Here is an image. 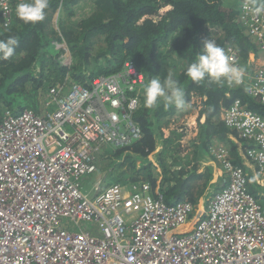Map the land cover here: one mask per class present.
<instances>
[{
  "label": "built area",
  "instance_id": "built-area-1",
  "mask_svg": "<svg viewBox=\"0 0 264 264\" xmlns=\"http://www.w3.org/2000/svg\"><path fill=\"white\" fill-rule=\"evenodd\" d=\"M18 2L0 0L5 28ZM256 7L264 1L245 0L238 8L237 22L256 46L247 61L234 44L222 43L219 26L207 25L201 38L202 49L213 39L230 63L245 69L239 84L227 86L246 87L264 105V12L257 14ZM147 82L138 65L126 60L121 70L88 84L68 76L48 88L40 96L42 112L0 109V264H264V206L223 142L213 141L210 152L227 184L197 204L166 201L161 177L155 188L148 182L107 183L102 176L85 187L106 148L143 138L137 113ZM192 99L200 112L204 100ZM185 110L164 130L166 137L180 133L183 147L206 120L201 114L200 121L192 120L194 110ZM218 116L253 143L247 154L264 184V116L241 100ZM155 153L150 159L157 166Z\"/></svg>",
  "mask_w": 264,
  "mask_h": 264
},
{
  "label": "trees",
  "instance_id": "trees-1",
  "mask_svg": "<svg viewBox=\"0 0 264 264\" xmlns=\"http://www.w3.org/2000/svg\"><path fill=\"white\" fill-rule=\"evenodd\" d=\"M242 1L49 0L45 19L36 24L19 20L15 4L9 27L2 25L0 15V40L9 36L19 40L12 57L0 56V109L19 112L30 108L39 113L36 99L39 101L42 93L68 75L88 84L97 75L121 70L126 60L135 62L147 81L171 73L184 89L185 106L165 107L161 101L147 107L143 91V106L137 113L143 138L126 148H106L100 156L99 173L107 183L148 182L153 188L161 177L160 189L166 201L197 204L213 185L223 184L214 182L219 167L211 155V143L223 142L232 162L245 170L247 158L240 147L247 152L253 145L219 120L221 108L241 100L248 109L264 116V105L252 98L246 87H228L207 79L196 83L185 74L202 51L201 35L207 25L219 26L224 33L222 43L234 44L242 60H248L256 46L237 22ZM248 1L258 4L264 0ZM85 2L91 10L80 16L87 8H81ZM167 7L170 9L162 13ZM60 44H65L71 55L69 66L62 61L65 49ZM194 95L204 100L200 114L206 122L198 126L197 137L185 148L180 144V133L172 131L166 137L164 130L170 118L184 112ZM186 149L189 152L184 155ZM153 153L157 166L150 159ZM248 188L258 199L264 194L254 174L249 176Z\"/></svg>",
  "mask_w": 264,
  "mask_h": 264
},
{
  "label": "clouds",
  "instance_id": "clouds-1",
  "mask_svg": "<svg viewBox=\"0 0 264 264\" xmlns=\"http://www.w3.org/2000/svg\"><path fill=\"white\" fill-rule=\"evenodd\" d=\"M48 7L49 0H19L16 4L15 12L17 18L24 23L36 24L45 19ZM169 9L170 7H167L162 11L165 12ZM254 11L259 14L264 12V7H256ZM18 44L19 40L15 36L0 40V56L5 59L12 57ZM185 74L191 81L196 83L207 79L211 83L224 84L226 82L232 85L241 82L245 69L230 63L224 49L213 39H207L203 42L202 51L197 55L194 62L187 67ZM143 91L145 105L150 108L161 101L165 107L174 105L177 108H183L186 103L184 89L173 78L171 73L163 79L159 76L150 78L144 85ZM219 178L221 179L220 181H223V188L227 184V177L225 175H215L214 182H217Z\"/></svg>",
  "mask_w": 264,
  "mask_h": 264
},
{
  "label": "rangeland",
  "instance_id": "rangeland-1",
  "mask_svg": "<svg viewBox=\"0 0 264 264\" xmlns=\"http://www.w3.org/2000/svg\"><path fill=\"white\" fill-rule=\"evenodd\" d=\"M92 5V4H91ZM90 5H89V2H85L84 4H82V6H81V8H83V7H89ZM86 9V8H85ZM61 48H63V47H61ZM62 61L64 62V64L65 65H70L71 64V55H70V53H69V51L67 50V49H65V53H63V56H62ZM111 70V69H110ZM111 73H113V72H111ZM110 73V74H111ZM69 76V75H68ZM67 76V77H68ZM66 77V78H67ZM27 92L29 93L30 91L29 90H27ZM36 101H37V103H38V110H39V112H42L43 111V107H42V104H41V98L39 99V101H38V98L36 99ZM3 110V109H2ZM109 167H113L112 165H109ZM97 176H102L103 178H104V175L103 174H101V172L99 173H97V174H95V175H92V176H89V178H88V180H86L85 181V183H84V185H85V187L87 188V189H89L92 185H93V183L96 181V178H97ZM222 186H223V184L222 185H220V186H217V185H213L207 192H206V195L200 200V201H203V200H207V199H209V198H211V197H213L216 193H218L220 190H222ZM207 197V198H206ZM261 200H260V203L262 204V205H264V195L263 196H261V198H260Z\"/></svg>",
  "mask_w": 264,
  "mask_h": 264
},
{
  "label": "crops",
  "instance_id": "crops-1",
  "mask_svg": "<svg viewBox=\"0 0 264 264\" xmlns=\"http://www.w3.org/2000/svg\"><path fill=\"white\" fill-rule=\"evenodd\" d=\"M87 10H91V7L89 6L88 8H86L83 12H80L79 13V15L81 16V15H84L85 14V12L87 11ZM162 13H163V11H161ZM110 74V73H109ZM199 97H201V96H198V95H196V98H199ZM196 101L197 102H199L198 101V99H196ZM193 102H195L193 99L189 102V104H188V106H187V108L189 109H191L192 108V110H194V116H193V118H192V120L194 119V120H197V121H200L201 120V118L202 117H200V112H198V105L197 104H195V103H193ZM190 106V107H189ZM205 122V119H204V121L203 120H201L200 121V123H204ZM199 126V125H198ZM216 143V142H215ZM211 144H213V142L211 143ZM189 145V144H188ZM188 145L186 146V147H188ZM185 147V148H186ZM187 153L189 152L188 150L186 151ZM246 166H247V168H246V173L250 176V175H256V166L255 165H253L252 164V162L250 161V160H247V163H246ZM216 175H219V169H217V173H216ZM261 193H264V184H263V189H262V191H261ZM206 195V194H205ZM264 194H262V195H260V198H261V196H263ZM261 199H259V201H260ZM264 206V205H263Z\"/></svg>",
  "mask_w": 264,
  "mask_h": 264
},
{
  "label": "flooded vegetation",
  "instance_id": "flooded-vegetation-1",
  "mask_svg": "<svg viewBox=\"0 0 264 264\" xmlns=\"http://www.w3.org/2000/svg\"><path fill=\"white\" fill-rule=\"evenodd\" d=\"M240 150H241V152H242V154H244L245 155V157L247 158V160H250L251 162H252V160L250 159V157L248 156V154H247V152H246V148L244 149L242 146L240 147ZM229 155H230V160H231V154H230V151H229ZM244 155H242L243 156V158H244ZM246 160V161H247ZM232 161V160H231ZM216 162V161H215ZM233 163V162H232ZM216 164H217V166L218 167H220V164H219V162H216ZM234 164V163H233ZM241 167V166H240ZM257 169V168H256ZM258 177H257V175H256V179H257ZM221 179L219 178V179H217V181H220ZM246 180L249 182V175L247 174V177H246ZM257 183L258 184H260V185H263V184H261V183H259L258 182V180H257Z\"/></svg>",
  "mask_w": 264,
  "mask_h": 264
},
{
  "label": "bare ground",
  "instance_id": "bare-ground-1",
  "mask_svg": "<svg viewBox=\"0 0 264 264\" xmlns=\"http://www.w3.org/2000/svg\"><path fill=\"white\" fill-rule=\"evenodd\" d=\"M195 116H196V115H195ZM195 116H194V117H195ZM196 117H197V116H196ZM194 119H195V118H194ZM194 119H193V120H194ZM175 135H176V134H175ZM191 143H192V141H191ZM192 145H193V144H192ZM181 146H182V145H181ZM190 149H191V148H190ZM186 150H187V149H186ZM190 152H191V151H190ZM182 157H183V156H182Z\"/></svg>",
  "mask_w": 264,
  "mask_h": 264
}]
</instances>
